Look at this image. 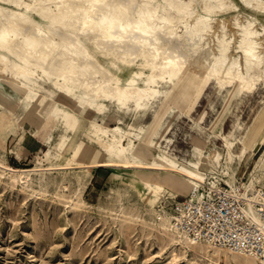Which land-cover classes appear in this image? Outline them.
<instances>
[{"label":"bare ground","instance_id":"obj_1","mask_svg":"<svg viewBox=\"0 0 264 264\" xmlns=\"http://www.w3.org/2000/svg\"><path fill=\"white\" fill-rule=\"evenodd\" d=\"M190 75L201 77L199 89L214 80L216 93L236 89L240 97L258 90L264 82V0H0V82L18 94L22 116L32 118L39 135L52 126L77 131L88 112L103 113L109 105L129 109L133 104L145 111L177 92ZM40 81L51 86V96ZM12 109L0 112V129L14 120ZM89 117L85 135L92 144H70L62 135L59 151L68 147L70 160L142 164L135 151L147 127L130 131L122 123L109 126ZM172 124H154L149 133L168 132ZM149 141L160 152L148 168L180 175L173 179L158 172L154 182L144 183L152 202L166 187L185 182L190 194L205 180L200 144L194 154L202 158L181 164L156 140ZM166 141L172 142L170 136ZM246 150L241 147L240 154ZM255 163L264 165V150ZM248 212L261 222L252 204ZM161 219L162 234L177 245L214 246L176 229L171 212ZM215 247V255L226 256L228 250L241 264H258L250 255Z\"/></svg>","mask_w":264,"mask_h":264},{"label":"rangeland","instance_id":"obj_2","mask_svg":"<svg viewBox=\"0 0 264 264\" xmlns=\"http://www.w3.org/2000/svg\"><path fill=\"white\" fill-rule=\"evenodd\" d=\"M200 81V76L190 75L181 90L189 97L200 90L196 88ZM40 82L43 93L51 96V86ZM215 86L209 79L191 114L172 109L159 115L154 124L172 121L171 128L146 133L135 151L142 164L127 166L106 159L70 160L68 147L59 151L56 146L62 135L69 136L70 144L90 143L85 135L89 116L109 126L122 123L130 131L142 125L149 132L161 104L176 92L145 111L133 104L129 109L109 105L106 112H88L77 131L67 133L64 127L52 126L39 135L32 118L22 116L18 94H11L8 84L0 82V112L13 107L14 119L0 129V264H241L243 260L231 251L215 255L214 246H180L162 234L161 217L172 213V197L189 194L185 182L176 189L166 187L155 202L144 184L154 182L158 172L180 178L148 168L160 152L150 146L154 139L181 164L201 157L194 154L200 144L204 183L234 179L245 187L253 185L251 190L264 188V165L255 163L264 150V82L254 94L240 97L236 89L216 93ZM168 136L172 142L166 141ZM195 136L206 142H194ZM241 147L247 148L245 154H240Z\"/></svg>","mask_w":264,"mask_h":264},{"label":"built area","instance_id":"obj_3","mask_svg":"<svg viewBox=\"0 0 264 264\" xmlns=\"http://www.w3.org/2000/svg\"><path fill=\"white\" fill-rule=\"evenodd\" d=\"M172 200L176 229L196 242L244 253L264 264V188L246 193L244 182L231 186L228 180L213 178ZM251 204L260 223L248 212Z\"/></svg>","mask_w":264,"mask_h":264},{"label":"crops","instance_id":"obj_4","mask_svg":"<svg viewBox=\"0 0 264 264\" xmlns=\"http://www.w3.org/2000/svg\"><path fill=\"white\" fill-rule=\"evenodd\" d=\"M207 85H208V81L205 82V85H203L197 93H192V94H190L189 97H187L185 95L187 91L181 90L182 89V86H181L180 89H178L177 92L173 96H171V98L168 101L161 104V106L159 107V111H158L157 115L154 117L153 124L156 122L159 115H162V113H165L167 111L170 112V111H172V109H178V111L181 112L182 114H186V115L191 114V112L194 110V108H196V106L199 104L201 97H202V94H203V91L205 90ZM185 90H189V89L185 88ZM181 93H183V95H181ZM199 94H200L199 98L196 99ZM153 124H152V126H153ZM151 129H152V127H151ZM151 129L149 131H151ZM196 141L206 142L203 140L202 137L197 138L195 136L194 142H196Z\"/></svg>","mask_w":264,"mask_h":264}]
</instances>
